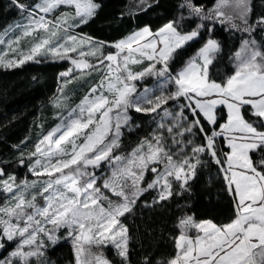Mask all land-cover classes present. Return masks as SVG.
<instances>
[{"label": "snow or ice", "instance_id": "6c2138e0", "mask_svg": "<svg viewBox=\"0 0 264 264\" xmlns=\"http://www.w3.org/2000/svg\"><path fill=\"white\" fill-rule=\"evenodd\" d=\"M11 6L25 22L14 26L21 34L8 41L12 55H0V65L67 60L71 66L59 74L65 84L77 71L96 70L100 79L31 150L22 151V141L12 160H0V191L8 197L0 205V249L15 244L0 264L32 258L43 264L48 244L62 240L72 242L74 264H131L126 214L150 190H156L152 205L171 198L175 184L191 191L199 168L213 161L234 202L232 216L220 224L180 217L175 254L156 264H264V36L256 38L264 33V11L254 13L251 0H215L212 7L183 0L178 17L109 42L76 31L97 15L98 0H11ZM194 17L200 23L188 30ZM217 21L246 34L231 56L235 71L226 76L218 70ZM24 38L26 50L18 47ZM197 38L202 45L184 61L185 46ZM151 77L158 88L143 83ZM132 111L163 115L121 154L124 130L137 126ZM12 163L36 179L20 180L9 171ZM105 247L118 259L108 258ZM141 264H153L152 257Z\"/></svg>", "mask_w": 264, "mask_h": 264}, {"label": "trees", "instance_id": "16d2710c", "mask_svg": "<svg viewBox=\"0 0 264 264\" xmlns=\"http://www.w3.org/2000/svg\"><path fill=\"white\" fill-rule=\"evenodd\" d=\"M37 1L29 0L30 3ZM98 2L102 7L97 15L86 26L82 25L76 31L111 42L127 36L145 24L155 30L167 20L178 17L181 12L179 6L183 0H147L150 6H142L141 0ZM195 2L212 7L215 0ZM251 4L254 13L264 11V0H252ZM121 13L124 15L121 16ZM184 15L187 17L186 9ZM21 18L20 13L11 6V0H0V34ZM198 23L199 18H191L188 30ZM215 33L214 38L223 44L222 63L218 65V70L226 76L235 71V62L231 56L239 48L246 34L238 29L229 30L227 23L221 24L219 21L215 23ZM261 36H264V33H257L256 38L260 39ZM207 38V34H204L203 40ZM203 40L197 38L189 42L185 46L186 51L182 59L187 61L193 56ZM67 68V60L26 61L16 68L0 65V160H12L17 155L14 146L21 145L22 141L24 143L21 146L25 145L40 114L50 109L48 104L58 93L62 82L59 74ZM144 83L155 84V78H147ZM172 107L169 104V108ZM220 111L226 114V108H221ZM130 114L137 126L124 130L121 154L129 153L141 138L149 136L156 127L153 120L159 121L163 115L160 112L153 117L151 114L135 111ZM218 143L225 151L228 150L223 139H218ZM202 159L207 161L208 157L204 156ZM26 169L16 163L9 166L10 172L22 173ZM189 183L191 191L181 190L179 184H175L173 196L155 205L151 204V200L156 196V190H150L136 204L134 211L126 214L123 222L128 226L131 237V264H141L145 255L152 257L153 264L171 258L176 252L173 238L179 234L177 221L184 215H193L196 220L212 219L217 224L228 222L233 213L234 202L225 191L222 174L219 173L215 162L199 168L197 177ZM144 200L149 201L148 206L144 205ZM12 247L13 244H9L6 249H0V259L7 257ZM107 255L110 259H118L114 248L107 247ZM74 259L71 242L63 240L56 246L49 243L45 255L41 257L43 264H74ZM31 264H38L37 259L32 258Z\"/></svg>", "mask_w": 264, "mask_h": 264}, {"label": "rangeland", "instance_id": "374dc122", "mask_svg": "<svg viewBox=\"0 0 264 264\" xmlns=\"http://www.w3.org/2000/svg\"><path fill=\"white\" fill-rule=\"evenodd\" d=\"M61 11H63V9H61ZM56 14L59 15V12H57ZM24 22L25 21L21 18L19 22H16L14 24L15 25L23 24ZM14 24H11L10 26H8L0 34V55L7 54L9 58L11 57L12 52L9 51L8 41L14 40L15 36H19L21 34L20 31L15 29ZM29 44H30V40L27 38H24L21 40L18 47L20 49L26 50ZM12 47L15 48L17 46L13 45ZM111 50L114 51L115 49L113 48ZM68 63L70 67L71 66L70 61H68ZM99 79H100V76L98 75L97 71L92 70L91 72H84V73H81L79 71L75 72L72 76H69L67 78L68 80L67 84H65L62 81L58 93L48 104L50 109L40 114V116L38 117L37 121L34 124L31 135L25 141V145L21 146V150L25 152L31 150L34 144L37 142V140L41 137V134H46L47 131L51 130L53 127L59 124L60 117L66 116L68 112H70L73 108H75L80 103V101L85 96V94H87L89 87L93 83L98 81ZM143 83L141 84V89L143 88ZM87 84H88V87H87L88 89L86 88ZM148 86L153 87V88L159 87L157 83L155 84L153 83L152 85H148ZM81 91H85V92L80 93ZM156 94L159 95L160 93L156 92ZM106 170H107V166L105 169H102L101 171H106ZM15 172L20 180L27 179L31 181V180L36 179V177L32 175L28 169L24 170L22 173H19L18 171H15ZM7 198H8L7 194L3 191H0V205H3V203L5 202ZM14 247H15V244H13V247L11 248V250ZM103 251L107 255V247H105Z\"/></svg>", "mask_w": 264, "mask_h": 264}]
</instances>
